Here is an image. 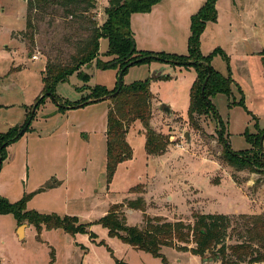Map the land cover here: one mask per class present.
Masks as SVG:
<instances>
[{
    "label": "rangeland",
    "instance_id": "1",
    "mask_svg": "<svg viewBox=\"0 0 264 264\" xmlns=\"http://www.w3.org/2000/svg\"><path fill=\"white\" fill-rule=\"evenodd\" d=\"M97 3L91 12L102 24L108 1ZM203 3L159 0L150 11L133 13L131 27L138 49L188 54L191 16ZM216 9L217 20L207 23L200 48L204 55L218 47L225 51L228 60L217 54L212 64L222 74H231L233 82L229 96L218 93L209 99L223 120L224 137L231 148L254 150L256 145L245 132L264 131V0H217ZM46 11L39 17L34 10L37 17L28 25L27 0H0V134L15 126L19 129L37 96L43 94L42 72L48 57L54 64L70 63L92 35V17L85 22L65 18L61 8L56 14ZM107 49L108 39L102 38L98 57L103 62L113 59ZM33 54L41 56L34 59ZM163 65L167 68L160 70ZM81 70L90 77L76 72L60 82L57 101L47 96L36 108L29 130L7 146L0 195L10 201L30 195L28 209L75 215L80 223L99 220L114 203L139 196L146 201L143 210L124 207L131 225H142L144 214L193 222L195 213L248 212L259 204L261 213L232 214L242 226L244 221L251 226L264 215V172L239 169L227 160L218 120L211 112L189 115L190 89L198 76L193 67L153 59L125 72L126 85L150 81L151 124L158 133L168 135L171 143L162 155H148L144 126L136 120L127 134L133 158L117 166L111 182L106 128L113 101L108 98L64 109L59 105L74 104L97 85L113 89L119 70L99 68L95 60ZM160 74L170 77H154ZM163 103L172 105L171 114L162 110ZM23 224L27 226L21 238ZM88 229V233L72 235L62 228L43 226L39 232L32 223H19L12 213L0 214V264H218L171 247L162 248L164 261L110 236L101 224Z\"/></svg>",
    "mask_w": 264,
    "mask_h": 264
},
{
    "label": "trees",
    "instance_id": "2",
    "mask_svg": "<svg viewBox=\"0 0 264 264\" xmlns=\"http://www.w3.org/2000/svg\"><path fill=\"white\" fill-rule=\"evenodd\" d=\"M158 1L108 0V4L105 6L106 18L102 24H98L91 12L97 8V0H27L28 25L32 24V18L37 17L32 14L34 10L39 12V17H42V14L45 15L44 11L46 10V12L56 14L61 8L66 14L65 18L70 17L73 20L85 22L91 21L90 17L93 18L92 35L89 40L84 41V46L80 47L79 54L74 56L72 62L54 64L48 57L46 67L42 72V95L44 96H37L35 100L39 101L37 107L45 101L47 96H50L48 93H52L55 98H58L56 94L57 85L67 80L70 75L77 72L78 76L88 79L90 75L81 69L94 60L99 68L115 67L120 72L135 59L146 55H155L157 58H146L131 66L156 59L174 66L193 67L198 76L190 89L189 115L193 118L195 114L208 111L217 118L218 111L209 97L218 93L229 96L232 92L233 79L231 74L224 75L216 70L212 61L217 54L223 55L227 60L228 56L220 47L207 55H204L200 48L201 35L207 23L217 20V0H206L199 10L191 16L188 39L189 51L186 55L149 52L137 48L131 27L132 14L148 12ZM88 28L87 26L86 29ZM102 38L108 39L107 54L113 56V59L108 62H103L98 57ZM131 66L124 69L123 76ZM208 75L209 78L203 96L202 86ZM154 77L168 78L170 75L160 74L158 76L154 75ZM117 88L118 82L111 90L103 85H97L87 96L82 97L74 104L61 103L59 105L60 109H64L68 105L77 107L104 100L105 95L115 92ZM110 99L113 104L108 109L106 128L109 182H111L117 166L121 162L133 158V148L127 140V134L129 127L136 120H139L144 126L146 133L145 147L148 155H162L171 143L168 135L158 133L151 124L152 92L149 80H139L128 85L123 82L120 91L111 96ZM31 112L32 109L19 129L15 126L0 134V171L2 162L7 157V146L20 139L29 130L35 113L25 131L19 134L26 125ZM223 126V120L221 119L222 134L219 129L218 132L224 145L227 160L239 169L250 168L264 172V152L260 147V139L264 131L258 133L245 132L247 140L252 145H256V149L235 151L231 148L228 139L224 137ZM30 197V195H24L17 201H10L0 195V214L12 213L19 223H32L39 232L45 226L49 229L62 228L75 235L79 232L88 233V228L91 225L101 224L108 229L110 236L118 237L137 249L163 258L164 261H166V258L162 252L163 247L190 251L202 258L213 259L218 264H253L264 261V215L256 217L251 226L248 225L247 221H244L245 223L242 226L241 221L236 216L227 213H195L193 222H185L180 219L169 220L161 215L144 214L142 225H131L126 221L123 213L124 207L143 210L146 201L145 198L139 196L135 199H127L125 202L114 203L99 220L80 223L75 215L44 214L34 209H28L27 201ZM119 264L126 263L120 262Z\"/></svg>",
    "mask_w": 264,
    "mask_h": 264
},
{
    "label": "water",
    "instance_id": "3",
    "mask_svg": "<svg viewBox=\"0 0 264 264\" xmlns=\"http://www.w3.org/2000/svg\"><path fill=\"white\" fill-rule=\"evenodd\" d=\"M151 57H156V58H157V56H155V55H146V56H143V57H140V58H138V59H135V60L131 61L129 64H127L126 67L131 66L132 64H134V63H136V62H138V61L144 60V59H146V58H151ZM126 67H125V68H126ZM125 68H124V69H125ZM124 69H122V70L119 72V75H118V88H117V90H116L115 92L111 93V94L105 95V96L103 97V99H108V98H110L111 96L115 95L117 92L120 91V89H121V87H122V85H123V72H124ZM210 70H211V68H210ZM208 78H209V75H208V77L206 78V80H205V82H204V84H203V86H202V94H203V96H204V91H205V87H206V84H207ZM48 94H49L52 98H54V99L56 100L55 96H54L52 93H48ZM43 96H44V95H41L40 97H43ZM56 101H57V100H56ZM38 103H39V101H36V103L34 104V106H33V108H32L31 115H30V117H29V119H28L26 125L22 128V130L19 132V134L23 133V132L25 131V129L28 127V125H29V123L31 122L32 117H33V115H34V113H35V110H36V108H37ZM59 104H60V103H59ZM71 107H74V105L71 106ZM75 107H76V106H75ZM161 108H162L163 111H166L168 114H171V113H172V105H171V104L163 103V104L161 105ZM217 120H218L219 130H220V132H221V134H222L221 118H220V116H219L218 114H217ZM185 136H186V138H187L188 140H190V134H189V132H186ZM263 141H264V133L262 134L261 139H260V147H261V150L264 152ZM225 145L227 146V144H225ZM234 154H236V153H234ZM0 162H1V160H0ZM26 225H27V224H23V225L20 226L19 236H20L21 238L24 237V236H23V235H24V234H23V230H24V228H25ZM22 229H23V230H22ZM204 260H207V259L205 258ZM209 260H211V261H215V260H213V259H209ZM215 262H216V261H215Z\"/></svg>",
    "mask_w": 264,
    "mask_h": 264
},
{
    "label": "crops",
    "instance_id": "4",
    "mask_svg": "<svg viewBox=\"0 0 264 264\" xmlns=\"http://www.w3.org/2000/svg\"><path fill=\"white\" fill-rule=\"evenodd\" d=\"M108 1V0H107ZM206 0H204V2H205ZM204 4V3H203ZM202 4V5H203ZM201 5V6H202ZM200 6V7H201ZM212 23V22H211ZM209 24V23H208ZM136 45H137V48H138V44H137V42H136ZM141 48H145V47H141ZM259 53H260V50H259ZM41 56V55H40ZM164 67L165 68H167L165 65H163L161 68H159L160 70L161 69H164ZM156 70H158V69H156ZM156 70H154V71H156ZM154 74H156V73H154ZM196 76V75H195ZM259 204V203H258ZM251 209H249V211L247 212V211H242V210H234V211H232V212H226L227 214H232V213H252V214H257V213H261V208H262V205L260 206V204H259V206L256 208V207H250ZM27 226V225H26ZM25 226V227H26ZM23 236H25V230H23ZM264 263V261H261V264H263Z\"/></svg>",
    "mask_w": 264,
    "mask_h": 264
},
{
    "label": "built area",
    "instance_id": "5",
    "mask_svg": "<svg viewBox=\"0 0 264 264\" xmlns=\"http://www.w3.org/2000/svg\"><path fill=\"white\" fill-rule=\"evenodd\" d=\"M34 59H38V58H40V55L39 54H33V56H32Z\"/></svg>",
    "mask_w": 264,
    "mask_h": 264
}]
</instances>
